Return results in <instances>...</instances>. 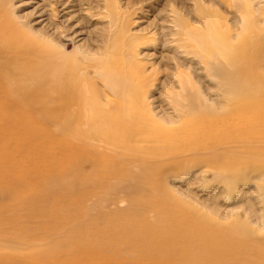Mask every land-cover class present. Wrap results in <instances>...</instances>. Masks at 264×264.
I'll list each match as a JSON object with an SVG mask.
<instances>
[{"label":"rangeland","instance_id":"1","mask_svg":"<svg viewBox=\"0 0 264 264\" xmlns=\"http://www.w3.org/2000/svg\"><path fill=\"white\" fill-rule=\"evenodd\" d=\"M225 52L237 53L243 66L253 63L262 70L264 0H0V88L19 95L11 87L18 81L68 76L81 98L71 107L78 129L71 134L88 145L86 150L96 165L82 173L70 170V178L64 180L65 162L62 153L58 154L57 161L49 163L53 183L61 187L55 195H44L58 212L54 217H38L31 209L19 215L15 229L23 236L44 239V245H52L50 250L61 256L76 250L78 240H66L69 226L91 227L88 218L95 212L101 213L98 226L115 228L129 222L137 231L165 230L148 208L144 212L130 208L129 198L138 197L136 186L120 185L116 180L129 176L136 165L126 164L117 171L108 165L123 163L120 152L145 158L151 157V148L164 152L171 146L182 152L184 139L196 136L194 130L200 126L199 121L186 123L190 118L212 123L214 116L222 115L225 85L208 64L220 65ZM28 85L31 89L33 84ZM194 88L195 102L215 112L191 114L194 111L182 97L185 90ZM121 90L128 93V99H121ZM129 102L132 107L121 108ZM117 109L121 110L114 112ZM97 110L104 117L116 115L113 130H106L107 120H94ZM215 113L219 114L212 117ZM28 118L35 133L47 135L62 147L66 137L61 126L67 121L57 104L34 101ZM243 124L241 136L247 149L256 152L234 153L230 161L235 166L219 168L226 160L225 145L213 141L211 134L199 137L196 143L214 165L203 166L186 153L177 156L185 161L175 168L154 170L149 176V206L181 212V223L201 221L200 228L209 237L229 232V226L246 236H264V152H260L264 150V122L257 128L243 129ZM147 126L152 127L147 130L153 141L141 137L145 131L140 130ZM162 138L175 142L160 144ZM40 184L32 186L46 185ZM68 185L74 186V193L66 195L71 191ZM146 186L142 185V199L148 196ZM67 215L78 219L66 223ZM189 233L187 228L181 234L187 238ZM58 237L66 241L55 244ZM13 250L37 253L23 245ZM47 252L41 254L47 256ZM33 261L37 258L29 262Z\"/></svg>","mask_w":264,"mask_h":264},{"label":"bare ground","instance_id":"2","mask_svg":"<svg viewBox=\"0 0 264 264\" xmlns=\"http://www.w3.org/2000/svg\"><path fill=\"white\" fill-rule=\"evenodd\" d=\"M224 54L222 60H219L220 65L212 64L211 61L208 64L225 85L223 95L226 106L222 115L214 116L219 113L213 114L212 123L211 120L205 122L204 118L202 122L197 118H190L186 123L199 121L200 126L195 127L197 130L194 131H198L196 136L188 135L187 139H184L185 149L182 152H175V148L171 146L164 152L151 148L148 152L151 155L149 158L136 156L132 152H120L123 163L111 162L108 165L109 170L111 168L115 171L126 164L136 165V169L129 176L116 180L120 185L132 183L136 186L138 197L129 198L130 208L142 212L148 208L160 219V225L165 227V230L161 232L159 229L153 232L143 228L137 231L136 227L131 226L129 222L124 223V226L117 225L115 228L98 226L101 213L95 212L88 218V225H92L91 227L74 223L69 226L66 240L76 238L78 241L74 243L76 250L63 256L54 254V250H50L52 245L45 246L44 239L35 235H21L15 229L17 224L15 221H20L19 215L31 209L38 217L45 214L54 217L58 212L59 208L50 206L46 201L48 198L44 197V195H55L61 187L53 183L55 179L50 166V163L57 161L58 154L62 153L65 162L62 173L64 180L70 178L72 174L70 170L82 173L96 167L92 163L93 154L86 150L88 145L80 138H73L71 134L78 131L74 126L77 117L74 116L71 107L79 103L81 98L72 87L69 77H59L57 74L41 81L28 80V78L25 81H18L11 87L19 90V95H14L9 88H0V201H2L0 202V264H34L29 261L36 258L37 261H33L35 264H264V247L261 249L257 247L259 243L264 245V236H246L235 232L234 227L229 226V232L214 233L212 237H209L200 228L201 221L196 223L191 221L190 224L181 223V212L175 214V209L166 211L149 206V176L152 177L154 170L161 172L175 168V165L185 161V159H177V156L186 153L193 154V160L203 166L214 165V160H211L210 156L203 155L202 148L196 143L199 137L211 134L213 141L225 145L226 160L219 164V168L234 167V160L230 161L234 153L256 152L255 149H247V141L241 136V127L244 123L243 129L257 128L264 122V66L260 67L262 70L253 63L251 65L246 63L243 66L238 60L237 53L225 52ZM31 83L33 85L30 89L28 84ZM110 85L109 88H113L112 84ZM120 93L121 99L129 98L125 91L121 90ZM196 96L197 90L194 88V91L185 90L182 97L187 102L188 108L194 111L191 114L213 111L207 106L203 108L196 103ZM38 100L44 103L51 102L60 107L67 121L61 126L62 135L66 137L62 147H59V144L47 135H39L32 130L33 123L28 120V116L32 110V103ZM105 100L110 102L107 98ZM126 105L133 106L129 102L123 104L121 108L125 109ZM119 110L121 109L114 112ZM93 118L101 122L107 120L106 130L109 128L113 130L115 126H111L117 120L116 115L104 117L103 112L99 110L94 111ZM230 119L234 122H230ZM166 122L172 123L173 120ZM148 128L152 131L150 126L140 130V133L145 131L141 137L144 140L153 141L150 140L152 136ZM163 130H166V127ZM262 136L260 134L257 140H260ZM173 142L175 139L162 138L160 144ZM74 154L79 156L74 158L72 157ZM33 184L46 185L36 188L32 186ZM23 185L30 187L26 188ZM142 185H148L145 187L148 195L146 199H142L140 195L143 190ZM68 187L71 191H68L66 195L74 193V186L68 185ZM261 193L264 199V186L261 188ZM73 197L75 195H69L67 198ZM57 200L61 202L63 199L57 197ZM72 219L78 218L71 215L65 217L66 223ZM187 228L190 233L187 238H184V234L181 233ZM66 240L58 237L55 239V244ZM19 245L37 253L14 252L13 249ZM45 250L48 251L47 256L41 254Z\"/></svg>","mask_w":264,"mask_h":264}]
</instances>
